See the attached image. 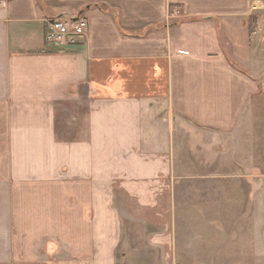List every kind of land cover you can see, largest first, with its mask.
<instances>
[{
	"label": "crops",
	"instance_id": "crops-1",
	"mask_svg": "<svg viewBox=\"0 0 264 264\" xmlns=\"http://www.w3.org/2000/svg\"><path fill=\"white\" fill-rule=\"evenodd\" d=\"M261 101L264 0H0V264H118L127 220L168 247L176 184L264 174Z\"/></svg>",
	"mask_w": 264,
	"mask_h": 264
},
{
	"label": "rangeland",
	"instance_id": "rangeland-1",
	"mask_svg": "<svg viewBox=\"0 0 264 264\" xmlns=\"http://www.w3.org/2000/svg\"><path fill=\"white\" fill-rule=\"evenodd\" d=\"M257 21L250 18L251 25ZM261 140L249 143L250 154L254 148L264 153V134ZM248 160L252 162L248 168L262 165L264 170V157ZM233 161L231 173L211 174L205 166L195 182L175 185L173 238L168 247L150 246V233L125 221L118 264H264V174L242 173L244 159Z\"/></svg>",
	"mask_w": 264,
	"mask_h": 264
},
{
	"label": "built area",
	"instance_id": "built-area-1",
	"mask_svg": "<svg viewBox=\"0 0 264 264\" xmlns=\"http://www.w3.org/2000/svg\"><path fill=\"white\" fill-rule=\"evenodd\" d=\"M89 25L86 19L64 16L48 22L46 41L61 45H71L87 35Z\"/></svg>",
	"mask_w": 264,
	"mask_h": 264
}]
</instances>
